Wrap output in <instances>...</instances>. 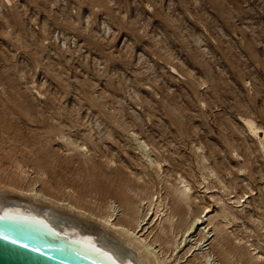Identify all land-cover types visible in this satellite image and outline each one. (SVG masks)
I'll list each match as a JSON object with an SVG mask.
<instances>
[{
  "label": "rangeland",
  "instance_id": "rangeland-1",
  "mask_svg": "<svg viewBox=\"0 0 264 264\" xmlns=\"http://www.w3.org/2000/svg\"><path fill=\"white\" fill-rule=\"evenodd\" d=\"M8 96L20 119L33 113L16 133L34 137L29 147L54 188L86 195L135 175L157 185L149 161L160 160L162 178L189 180L194 211L215 215V196L232 207L229 249L254 244L248 249L260 258L235 264H264V152L240 122L260 128L264 147V0H0V98ZM14 151L35 178L34 157ZM200 155L217 176L205 184ZM232 196L241 206L229 204ZM212 235L204 249L227 264Z\"/></svg>",
  "mask_w": 264,
  "mask_h": 264
},
{
  "label": "bare ground",
  "instance_id": "bare-ground-1",
  "mask_svg": "<svg viewBox=\"0 0 264 264\" xmlns=\"http://www.w3.org/2000/svg\"><path fill=\"white\" fill-rule=\"evenodd\" d=\"M38 95L40 98L43 93H38ZM9 100V96L6 100L0 98V215L2 213L1 219L5 222L14 223L29 234L39 235L61 244L95 264H180L181 258H186L188 261V257L192 259L193 264H215L213 256L204 249L213 236L212 233L218 237L216 244L221 257L227 264H235L236 258L245 259L249 263H255L260 259L252 253L255 248L250 251V247H254V244L248 243V246L239 247L238 250L237 248L236 250L229 249L227 238L232 233H228L225 228L231 220L236 219L231 212V206L228 207L221 198L215 196L213 201L218 205L215 215L210 216L212 211L202 205L199 210L194 211V208L192 210L191 203L194 199L192 190L194 188L191 183L181 175L178 177L176 175L177 178L173 181L171 177V181L168 179L167 174L165 178H162L159 175L160 160H153L152 163L148 160L154 167L153 172L158 180L157 185L144 180L140 184L138 181L142 180L141 175L140 177L135 175L133 179L128 178L122 183L115 184L114 182L110 185V189L104 191L91 189L92 191L89 190L86 195H79L67 187L54 188L48 181L49 179L44 178L47 172L43 165L45 159L37 157L33 150L34 137H30L32 140H29L22 133H16L17 129H21L20 123H23V128L24 126L30 127L29 123L34 122L33 113L27 111L24 119H20L18 111L22 108ZM240 122L252 137L257 138L264 152L258 136L260 128L246 117H241ZM59 135L60 141L67 147L73 146L75 149L82 150V145H79L80 147L74 145L73 142H69L68 137L66 138L61 133ZM16 145L22 146L23 151H28L29 155L34 157L32 162H35L38 169L35 178L31 177L30 180L26 178L22 165L23 157L20 160L17 159L14 151ZM138 145L146 146L143 141H140ZM141 153L144 157H148L147 150H142ZM200 159L201 170L206 171V174H199L203 184L208 180L207 177L217 176L210 167L204 165L207 159L204 156ZM105 162L109 163V161ZM217 181L218 184L221 183L220 180L217 179ZM35 183L40 184V190H35L33 187ZM161 190L165 192L162 194ZM91 194L102 195L99 203L91 202ZM231 198L228 199L229 204L234 203L241 206L239 197L235 196L232 200ZM111 199L118 201L117 206L114 207L113 203H109ZM167 200L170 201L171 206H175L174 209ZM217 218L226 221L222 224L217 221ZM196 231L199 232L198 238L193 239L194 243L189 244L188 248L182 251L181 258L175 256L174 252L185 243L188 236ZM210 232L211 236H209ZM59 234L65 235L66 238ZM192 237L195 238V236ZM195 251L198 253L194 254Z\"/></svg>",
  "mask_w": 264,
  "mask_h": 264
},
{
  "label": "water",
  "instance_id": "water-1",
  "mask_svg": "<svg viewBox=\"0 0 264 264\" xmlns=\"http://www.w3.org/2000/svg\"><path fill=\"white\" fill-rule=\"evenodd\" d=\"M1 215L0 264H95L61 244L5 222Z\"/></svg>",
  "mask_w": 264,
  "mask_h": 264
}]
</instances>
